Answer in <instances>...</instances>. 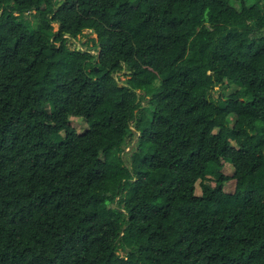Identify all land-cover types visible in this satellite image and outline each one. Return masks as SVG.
<instances>
[{
	"label": "trees",
	"instance_id": "trees-1",
	"mask_svg": "<svg viewBox=\"0 0 264 264\" xmlns=\"http://www.w3.org/2000/svg\"><path fill=\"white\" fill-rule=\"evenodd\" d=\"M0 10V264H264V0Z\"/></svg>",
	"mask_w": 264,
	"mask_h": 264
},
{
	"label": "rangeland",
	"instance_id": "rangeland-1",
	"mask_svg": "<svg viewBox=\"0 0 264 264\" xmlns=\"http://www.w3.org/2000/svg\"><path fill=\"white\" fill-rule=\"evenodd\" d=\"M138 2V1H137ZM136 2V3H137ZM234 4L236 6H238V3L237 2H234ZM0 13H1V10H0ZM26 18L30 21H35V17H34V13H31V14H27L26 15ZM55 29L57 30L58 29V26L55 25ZM89 32H92V31H89V30H85L84 31V35L80 36L78 40H72V44L71 46L74 47V46H80V43H87L88 39L89 38H94L96 37V34H94L92 32V34L89 35ZM92 45V42H88L87 45H85V48H87L88 46ZM94 52V51H93ZM121 77V80H125L126 79V76H120ZM234 89H236L235 86L233 87H230V88H227V93H231V91H233ZM216 96L218 95V92L215 94ZM144 107H146L147 105L144 103L143 104ZM142 106V107H143ZM233 119H235V117L232 115L230 116V120L231 122H233ZM71 124L72 126H74L76 128V130L79 132V133H82L84 132L88 125L87 123L85 122V120H83L81 117H72L71 119ZM236 146V145H235ZM129 150V147L126 148V151ZM130 151V150H129ZM128 151V152H129ZM224 173L226 175H229V176H232L234 174V169L232 167V165L230 163H226V166L224 168ZM235 185H236V180L235 179H230L228 182H226L225 184V190L228 192V193H233L234 190H235ZM196 192L199 194L201 192V187L199 185V182L197 183V189H196Z\"/></svg>",
	"mask_w": 264,
	"mask_h": 264
},
{
	"label": "water",
	"instance_id": "water-1",
	"mask_svg": "<svg viewBox=\"0 0 264 264\" xmlns=\"http://www.w3.org/2000/svg\"><path fill=\"white\" fill-rule=\"evenodd\" d=\"M1 13H2V11H1ZM1 13H0V14H1ZM92 32H94V30H93V29H92Z\"/></svg>",
	"mask_w": 264,
	"mask_h": 264
}]
</instances>
